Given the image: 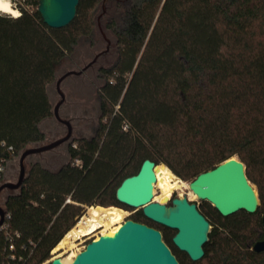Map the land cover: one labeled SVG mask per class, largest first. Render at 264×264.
Wrapping results in <instances>:
<instances>
[{
	"label": "trees",
	"instance_id": "obj_1",
	"mask_svg": "<svg viewBox=\"0 0 264 264\" xmlns=\"http://www.w3.org/2000/svg\"><path fill=\"white\" fill-rule=\"evenodd\" d=\"M39 1L16 6L19 17L0 13V185L9 164L46 141L52 86L80 44L98 43L95 17L104 0H80L76 18L63 29L44 23ZM109 4L106 26L118 58L105 72L100 133L75 139L71 163L59 173L28 164L20 190L3 191L11 230L35 243L24 253L25 264L48 261L84 207L120 206L117 188L144 160L194 180L233 157L244 163L259 206L254 214L229 217L200 207L211 225L202 260L185 261L172 241L176 231L142 210L138 220L162 232L180 264H264V252L253 250L264 239V0Z\"/></svg>",
	"mask_w": 264,
	"mask_h": 264
},
{
	"label": "water",
	"instance_id": "obj_2",
	"mask_svg": "<svg viewBox=\"0 0 264 264\" xmlns=\"http://www.w3.org/2000/svg\"><path fill=\"white\" fill-rule=\"evenodd\" d=\"M79 4L80 0H40L38 11L47 26L63 29L76 18ZM109 10V0H104L100 12L95 17L98 37L107 45L106 50L99 56L111 53L115 57L118 43L109 36L104 19ZM83 71H69L60 75L55 83L60 100L54 107V116L58 122L67 125V134L54 142L25 149L19 158L20 171L17 182L8 181L0 185V194L6 190L15 192L22 187L27 176L29 157L58 149L72 139V121L60 115V107L65 101L61 85L66 78L81 75ZM65 165L63 162L60 168ZM156 166L154 161L144 160L139 172L125 178L117 188L116 200L128 208L141 209L147 219L176 231L172 238L174 245L192 261H200L205 256L204 246L209 242L210 222L201 214L198 205L186 197H173L171 204L154 201ZM190 190L199 199L211 203L223 217L235 215L240 211L254 214L259 206L258 193L247 178L246 167L235 157L199 174L190 183ZM6 214L7 210L0 204V226L4 223ZM262 221L264 225V216ZM253 250L258 253L264 252V239L258 241ZM50 264H180V262L165 243L160 230L126 219L114 235H102L88 242L85 249L79 252L71 263H65L63 258L57 257Z\"/></svg>",
	"mask_w": 264,
	"mask_h": 264
},
{
	"label": "flooded vegetation",
	"instance_id": "obj_3",
	"mask_svg": "<svg viewBox=\"0 0 264 264\" xmlns=\"http://www.w3.org/2000/svg\"><path fill=\"white\" fill-rule=\"evenodd\" d=\"M103 44L104 46H99L96 50L89 49L90 52L86 56H82L81 58H79V62H81V64L78 63V60L76 58L72 59L69 62V65L61 73L62 76L72 70H84L81 75H73L66 78L61 85V89L65 93V101L60 107V115L63 118L72 121V139L58 149L45 152L42 155H34L29 157V165H40L46 171L59 173L66 165L71 163L70 149L71 145L76 148L77 145L73 144L75 139L96 138L100 133L103 124L105 123V120H103V89L107 86L105 72L114 65L116 59L118 58V49L115 57H113L111 53L106 56H99L102 51L106 50L107 45L104 42ZM89 47L91 48V46ZM96 58L97 60H95ZM52 96L55 101V107V105L60 100V95L58 94L56 84L53 87ZM80 97H85V101H82ZM48 122H51L50 125L53 126V130L46 135V141L41 145L54 142L67 134V125L58 122L55 116ZM88 134H90V137L87 136ZM62 161L65 162L66 165L63 168H60L61 164L63 163ZM75 164L77 166H80L81 162L78 164L76 161ZM18 191H15V193ZM104 197L107 200L110 199L108 194ZM168 204H171V202H168ZM196 204L198 205V208L206 206L210 207L214 211H217L214 206L207 201L199 199V202ZM107 207H118L124 209L125 211H127V213H130L129 219L143 223L138 220L141 217V209H130L126 206L121 205H111ZM92 240L93 239H89V242ZM184 255L186 262H194L186 253H184Z\"/></svg>",
	"mask_w": 264,
	"mask_h": 264
},
{
	"label": "bare ground",
	"instance_id": "obj_4",
	"mask_svg": "<svg viewBox=\"0 0 264 264\" xmlns=\"http://www.w3.org/2000/svg\"><path fill=\"white\" fill-rule=\"evenodd\" d=\"M0 13L9 14L12 17L20 16V11H18L9 0H0ZM156 176L155 194L157 196L158 190H161V199L163 202H167L170 199L173 190L181 189L186 186V184L177 179L175 174L168 168L157 167ZM187 186L190 188V185ZM127 215V211L118 207H87L86 214L83 215L77 224L54 248V253L58 255L62 250L67 249L72 244L79 243L85 238L93 239L91 237H94L98 239L102 235H114L120 229ZM62 254L63 253H61V255ZM61 255L59 254L58 257ZM76 255L75 252H71L63 261L65 263H71Z\"/></svg>",
	"mask_w": 264,
	"mask_h": 264
},
{
	"label": "rangeland",
	"instance_id": "obj_5",
	"mask_svg": "<svg viewBox=\"0 0 264 264\" xmlns=\"http://www.w3.org/2000/svg\"><path fill=\"white\" fill-rule=\"evenodd\" d=\"M10 2H11V4L16 8V6H23L24 5V0H9ZM109 6H110V11H111V9L113 8L112 6V4H109ZM27 8L28 9H31V7L30 6H27ZM2 14H4V13H2ZM7 15H9V14H7ZM11 16V15H10ZM105 19V22H107V20H106V17L104 18ZM109 33V36L110 37H112L113 39H115V36H114V34L112 33V32H108ZM97 39H98V43L96 44V46H95V48H93V47H91V48H93V49H91L89 46L90 45H88L87 43H81L80 44V46H79V48H78V51H77V53H76V56H75V58L78 60V63L79 64H81V62H79V58H81L82 56H86L90 51H89V49L90 50H96L99 46H104V44H103V42L104 41H102L99 37H97ZM89 47V48H88ZM66 67V66H65ZM64 67V68H65ZM63 68V69H64ZM80 99L82 100V101H85V97H80ZM55 102V101H54ZM55 104V103H54ZM45 125V124H44ZM44 125H43V128H44ZM45 129V128H44ZM88 137H90V134H88L87 135ZM236 158V157H235ZM158 167H161V168H168L167 166H165V165H157ZM19 171H20V165H19V158L17 159V161L14 163V164H9L8 165V168H7V172H6V179H5V181H12V182H16L17 181V178H18V176H19ZM155 172H156V174H157V167L155 168ZM175 176H176V178L177 179H179L181 182H183L184 184H186V186L185 187H182L181 189H175V190H173V192H172V194H171V196H170V199L167 201V202H170L171 201V199L173 198V197H179V198H183V197H186V198H188V200H190V201H192V202H194V203H198L199 202V199H198V197L194 194V193H192L191 192V190H190V188L187 186V185H190V183L193 181L192 179L191 180H184V179H182V178H180V177H178L176 174H175ZM254 186V188L256 189V187H255V185H253ZM257 190V189H256ZM7 196H8V193L7 192H3L2 194H0V204H3L4 203V201H5V199L7 198ZM161 197H162V192H161V190H158V194H157V196H156V194H155V197H154V201H156V202H160V203H166V202H163L162 201V199H161ZM96 206H102V207H105V208H107V206H103V205H96ZM124 210V209H123ZM86 212H87V207H84L83 208V212H82V215H81V217H79L78 218V220H77V222L83 217V215L84 214H86ZM130 212V211H129ZM126 220V219H125ZM124 220V221H125ZM77 224V223H76ZM75 224V225H76ZM91 238H93V239H97V238H94V237H91ZM89 239L90 238H85V239H83L82 241H80L79 243H76V244H72V245H70L67 249H65V250H62L61 251V253H63L62 255H61V253H59L61 256H59V257H61V258H66V257H68L70 254H71V252H75L76 254H78L79 252H81L83 249H84V247L88 244V242H89ZM82 247V248H81ZM66 251V252H65ZM60 252V251H59ZM58 254V255H59ZM57 255V256H58Z\"/></svg>",
	"mask_w": 264,
	"mask_h": 264
},
{
	"label": "built area",
	"instance_id": "obj_6",
	"mask_svg": "<svg viewBox=\"0 0 264 264\" xmlns=\"http://www.w3.org/2000/svg\"><path fill=\"white\" fill-rule=\"evenodd\" d=\"M127 129V128H125ZM76 146V145H74ZM79 164L80 161H77ZM5 171V167L3 165H0V175ZM67 202H71L70 199L67 200ZM130 213H128V216L126 219L130 218ZM10 218V214L7 212L6 218L4 223L0 226V236H2L4 240V245L2 247V251L0 252V264H25L26 258H25V252L34 247L35 243L33 242H23L22 241V233L18 230L13 231L11 230L8 220ZM1 241V240H0ZM1 248V244H0ZM85 249V247H84ZM83 249V250H84ZM52 257L46 261L44 264H50V262L57 258L58 256L54 253V249L51 251Z\"/></svg>",
	"mask_w": 264,
	"mask_h": 264
},
{
	"label": "crops",
	"instance_id": "obj_7",
	"mask_svg": "<svg viewBox=\"0 0 264 264\" xmlns=\"http://www.w3.org/2000/svg\"><path fill=\"white\" fill-rule=\"evenodd\" d=\"M50 124H51V122H47L44 125L45 129L43 128V130H44V132H46V135L53 130V126H51Z\"/></svg>",
	"mask_w": 264,
	"mask_h": 264
},
{
	"label": "snow or ice",
	"instance_id": "obj_8",
	"mask_svg": "<svg viewBox=\"0 0 264 264\" xmlns=\"http://www.w3.org/2000/svg\"><path fill=\"white\" fill-rule=\"evenodd\" d=\"M18 15V14H17Z\"/></svg>",
	"mask_w": 264,
	"mask_h": 264
}]
</instances>
